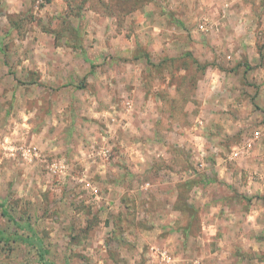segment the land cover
<instances>
[{"label":"rangeland","instance_id":"obj_1","mask_svg":"<svg viewBox=\"0 0 264 264\" xmlns=\"http://www.w3.org/2000/svg\"><path fill=\"white\" fill-rule=\"evenodd\" d=\"M0 264H264V0H0Z\"/></svg>","mask_w":264,"mask_h":264},{"label":"built area","instance_id":"obj_2","mask_svg":"<svg viewBox=\"0 0 264 264\" xmlns=\"http://www.w3.org/2000/svg\"><path fill=\"white\" fill-rule=\"evenodd\" d=\"M20 149L23 151L25 156H30L33 153V149H30V148H25V149L20 148Z\"/></svg>","mask_w":264,"mask_h":264}]
</instances>
